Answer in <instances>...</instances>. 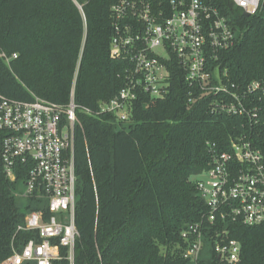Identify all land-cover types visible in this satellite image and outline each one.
<instances>
[{
    "label": "trees",
    "instance_id": "obj_1",
    "mask_svg": "<svg viewBox=\"0 0 264 264\" xmlns=\"http://www.w3.org/2000/svg\"><path fill=\"white\" fill-rule=\"evenodd\" d=\"M0 0V95L17 101L35 98L65 105L74 102L91 112L124 86V61L109 56L114 0ZM219 11L232 19L240 40L216 64L231 81L245 85L264 79V16H244L230 0ZM12 55L16 58L11 59ZM8 59V60H7ZM168 94L134 103L128 123L112 114L78 111L73 131L75 225L79 238L74 264H225L208 238L197 263L183 257L182 233L207 214L192 178L210 167L212 154L227 151L231 139L250 129L248 121L210 111L204 97L187 102L188 83L180 69H170ZM262 136L264 123L253 129ZM0 264L11 255L18 225L31 210L14 190L26 177L16 170L10 182L1 160ZM229 237L240 243L236 264H264V224H229ZM28 234L15 236L16 244ZM61 256L66 250H60ZM34 264V263H30ZM52 264H68L64 258Z\"/></svg>",
    "mask_w": 264,
    "mask_h": 264
},
{
    "label": "built area",
    "instance_id": "obj_2",
    "mask_svg": "<svg viewBox=\"0 0 264 264\" xmlns=\"http://www.w3.org/2000/svg\"><path fill=\"white\" fill-rule=\"evenodd\" d=\"M85 22L81 5L72 0ZM218 0H114L110 6L109 56L124 61V86L97 111L78 106L71 88L67 104L35 98L22 102L0 95L1 160L6 178L25 170L23 191L14 196L31 203L18 225L11 255L1 264H52L64 258L74 264L79 238L75 225L73 131L78 111L112 114L128 123L140 97L163 99L169 91L170 69L184 74L187 102L204 97L210 111L249 122L250 129L231 139L227 151L207 143L210 167L192 178L207 214L182 233L183 257L197 263L206 237L221 263L240 261V243L229 237V224H264V142L253 129L264 123V79L240 85L216 64L219 56L241 38L236 24L217 8ZM243 15L264 16V0H230ZM245 16V15H244ZM16 58L12 55L11 59ZM8 60V59H7ZM28 234L17 245L15 236ZM65 249L63 257L60 250Z\"/></svg>",
    "mask_w": 264,
    "mask_h": 264
},
{
    "label": "rangeland",
    "instance_id": "obj_3",
    "mask_svg": "<svg viewBox=\"0 0 264 264\" xmlns=\"http://www.w3.org/2000/svg\"><path fill=\"white\" fill-rule=\"evenodd\" d=\"M17 190H18V192H20V193L23 191L22 184H19V185H18V189H17ZM18 200H19V203H21V204H24V203H25V201H24L22 198H19Z\"/></svg>",
    "mask_w": 264,
    "mask_h": 264
},
{
    "label": "water",
    "instance_id": "obj_4",
    "mask_svg": "<svg viewBox=\"0 0 264 264\" xmlns=\"http://www.w3.org/2000/svg\"><path fill=\"white\" fill-rule=\"evenodd\" d=\"M247 17V14H244Z\"/></svg>",
    "mask_w": 264,
    "mask_h": 264
}]
</instances>
